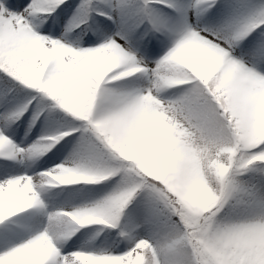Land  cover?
Here are the masks:
<instances>
[{
  "label": "snow or ice",
  "instance_id": "obj_1",
  "mask_svg": "<svg viewBox=\"0 0 264 264\" xmlns=\"http://www.w3.org/2000/svg\"><path fill=\"white\" fill-rule=\"evenodd\" d=\"M0 264H264V0H0Z\"/></svg>",
  "mask_w": 264,
  "mask_h": 264
},
{
  "label": "rangeland",
  "instance_id": "obj_2",
  "mask_svg": "<svg viewBox=\"0 0 264 264\" xmlns=\"http://www.w3.org/2000/svg\"><path fill=\"white\" fill-rule=\"evenodd\" d=\"M25 130H27V125L24 126ZM59 127V126H58ZM56 130V129H53ZM63 130V129H61ZM33 132H36V129H33ZM39 134V133H37ZM21 140L24 139L23 136L20 138ZM31 139V138H30ZM30 139L28 142H30ZM19 142V141H18ZM72 145L70 144L68 146V150H71ZM51 155V154H49ZM67 155V152L64 154ZM46 159V158H45ZM59 162V161H58ZM43 164V161L42 163ZM47 167L51 168L52 165L48 164ZM40 171H43V169H39ZM112 185L111 184H105L101 183L99 185H70V186H60L56 188H52L51 191L53 193H56L57 195L55 197L50 196L49 194H45V200L47 201L49 205V210L58 209L61 207H71L72 205H78L80 203L84 202L83 196H78L77 194L83 192V193H92L93 198H98L101 195H104L108 191L111 190ZM39 219L43 220L44 223L47 222V219L43 215L38 216ZM92 227V226H89ZM96 227H106V226H96Z\"/></svg>",
  "mask_w": 264,
  "mask_h": 264
},
{
  "label": "bare ground",
  "instance_id": "obj_3",
  "mask_svg": "<svg viewBox=\"0 0 264 264\" xmlns=\"http://www.w3.org/2000/svg\"><path fill=\"white\" fill-rule=\"evenodd\" d=\"M40 163H42V161Z\"/></svg>",
  "mask_w": 264,
  "mask_h": 264
},
{
  "label": "trees",
  "instance_id": "obj_4",
  "mask_svg": "<svg viewBox=\"0 0 264 264\" xmlns=\"http://www.w3.org/2000/svg\"><path fill=\"white\" fill-rule=\"evenodd\" d=\"M69 119H71V118H69Z\"/></svg>",
  "mask_w": 264,
  "mask_h": 264
}]
</instances>
